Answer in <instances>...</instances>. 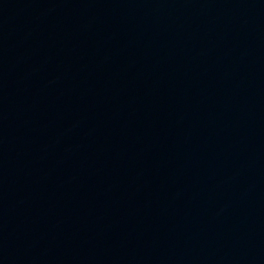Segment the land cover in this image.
<instances>
[{"label":"water","instance_id":"water-1","mask_svg":"<svg viewBox=\"0 0 264 264\" xmlns=\"http://www.w3.org/2000/svg\"><path fill=\"white\" fill-rule=\"evenodd\" d=\"M0 264H264V0H0Z\"/></svg>","mask_w":264,"mask_h":264}]
</instances>
